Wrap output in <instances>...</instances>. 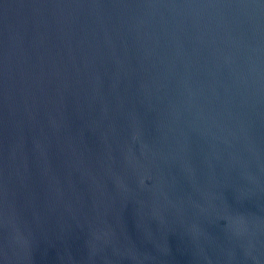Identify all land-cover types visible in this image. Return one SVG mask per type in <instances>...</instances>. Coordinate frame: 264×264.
Listing matches in <instances>:
<instances>
[{"label":"water","instance_id":"obj_1","mask_svg":"<svg viewBox=\"0 0 264 264\" xmlns=\"http://www.w3.org/2000/svg\"><path fill=\"white\" fill-rule=\"evenodd\" d=\"M0 264H264V0H0Z\"/></svg>","mask_w":264,"mask_h":264}]
</instances>
